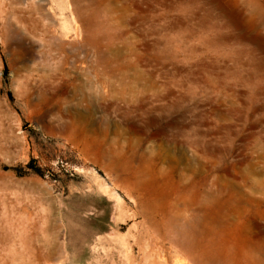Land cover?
<instances>
[{
  "label": "rangeland",
  "instance_id": "obj_1",
  "mask_svg": "<svg viewBox=\"0 0 264 264\" xmlns=\"http://www.w3.org/2000/svg\"><path fill=\"white\" fill-rule=\"evenodd\" d=\"M0 264H264V0H0Z\"/></svg>",
  "mask_w": 264,
  "mask_h": 264
},
{
  "label": "bare ground",
  "instance_id": "obj_2",
  "mask_svg": "<svg viewBox=\"0 0 264 264\" xmlns=\"http://www.w3.org/2000/svg\"><path fill=\"white\" fill-rule=\"evenodd\" d=\"M185 10H186V9H185ZM185 10H184V11H185ZM187 11H188V10H187ZM181 13H182V12H181ZM262 25H263V24H262ZM182 37H183V36H182ZM175 39H176V38H175ZM180 39H181V38H180ZM187 41H188V40H187ZM185 42H186V41H185ZM165 43H166V42H165ZM171 43H173V41H172ZM171 43H169V44H171ZM174 45H175V43H174ZM177 45H178V43H177ZM177 45H176V46H177ZM86 46H87V45H86ZM180 46H182V45H180ZM168 47H169V46H168ZM173 47H174V46H173ZM177 47H179V45H178ZM185 47H186V46H185ZM185 47H184V48H185ZM187 48H188V47H187ZM97 49H98V48H97ZM174 49H175V48H174ZM182 49H183V48H182ZM192 49H193V46H192ZM192 49H191V51H192ZM197 49H198V48H197ZM197 49H195V50L197 51ZM175 50H176V49H175ZM183 50H184V49H183ZM168 51L170 52V50H168ZM173 52H175V51H173ZM173 52H171V53H173ZM183 52H184V51H183ZM188 52H189V51H188ZM188 52H187V53H188ZM187 53L185 52V54H187ZM188 54H189V53H188ZM110 55H111V54H110ZM98 59H99V58H98ZM103 60H104V58H103ZM108 60H109V59H108ZM110 62H111V61H110ZM101 64H102V63H101ZM186 64H187V63H186ZM96 66H97V65H96ZM184 66H185V65H184ZM131 69H132V68H131ZM177 72H178V71H177ZM118 74H119V73H118ZM125 74H126V73H125ZM130 75H131V74H130ZM135 75H136V74H135ZM183 75H184V74H183ZM139 76H140V75H139ZM139 76H138V77H139ZM140 78H141V77H140ZM212 85H213V84H211V86H212ZM125 88H126V87H125ZM129 88H130V86H129ZM131 88H132V87H131ZM129 91H130V90H129ZM135 91H136V90H135ZM135 91H134V92H135ZM89 92H90V91H89ZM130 92H131V91H130ZM162 95H163V94H162ZM167 97H169V96H167ZM177 97H178V96H177ZM185 97H186V96H185ZM89 98H90V97H89ZM119 98H120V97H119ZM119 98H118V99H119ZM143 98H144V97H143ZM181 99H183V97H182ZM184 99H185V98H184ZM87 100H88V99H87ZM120 100H121V99H119V101H120ZM136 100H137V98H136ZM179 100H180V99H179ZM121 101H122V100H121ZM134 101H135V100H134ZM174 101H175V100H174ZM127 102H128V101H127ZM130 103H131V102H130ZM134 104H135V102H134ZM139 104H140V103H139ZM178 104H179V103H178ZM116 105H117V104H116ZM128 107H129V106H128ZM169 107H170V106H169ZM177 107H178V106H177ZM132 108H134V107H132ZM140 108H141V105H140ZM107 109H108V108H107ZM134 109H135V108H134ZM148 109H150V108H148ZM151 109H152V108H151ZM161 109H162V108H161ZM161 109H160V111H161ZM128 110H129V109H128ZM141 110H143V108H142ZM156 110H157V109H156ZM139 111H140V110H139ZM139 111H137V112H139ZM148 111H149V110H148ZM151 111H152V110H151ZM127 112H128V111H127ZM143 112H144V110H143ZM148 113H150V112H148ZM162 113H163V112H162ZM144 114H145V113H144ZM144 114H143V115H144ZM132 117H133V116H132ZM142 119H144V118L142 117ZM154 119H155V118H154ZM133 120H134V119H133ZM127 123H128V122H127ZM133 123H134V122H133ZM184 123H185V122H184ZM75 125H76V124H75ZM135 125H136V124H135ZM173 126H174V125H173ZM134 128H135V127H134ZM139 128H140V127H139ZM139 128H138V129H139ZM140 129H141V128H140ZM142 129H143V128H142ZM182 130H183V129H182ZM136 131H137V130H136ZM137 132H138V131H137ZM145 132H146V131H145ZM132 133H133V132H132ZM165 134H167V133L165 132ZM169 134H170V133H169ZM182 134H183V133H182ZM187 134H188V133H187ZM156 135H158V134H156ZM159 135H160V134H159ZM166 136H167V138H168V135H166ZM176 137H179V135L176 136ZM172 138H173V137H172ZM174 138H175V137H174ZM103 139H104V138H103ZM198 139H199V138H198ZM170 140H171V139H170ZM170 140H169V141H170ZM173 140H174V139H173ZM173 140H172V141H173ZM101 141H102V140H101ZM101 141H100V142H101ZM104 141H105V140H104ZM174 141H175V140H174ZM183 141H184V140H183ZM183 141H181V142H183ZM186 141H187V140H186ZM95 142H96V141H95ZM100 142H99V143H100ZM167 142H168V141H167ZM176 142H177V141H176ZM193 142H194V140H193ZM198 142H199V141H198ZM105 143H106V142H105ZM169 143H170V142H169ZM171 143H172V142H171ZM171 143H170V144H171ZM179 143H180V141H179ZM179 143H178V144H179ZM167 144H168V143H167ZM170 144H169V145H170ZM185 144H186V142H185ZM189 144H190V143H189ZM189 144H188V145H189ZM195 144H197V142H195ZM200 144H201V143H200ZM202 144H203V143H202ZM202 144H201L200 146H202ZM136 145H137V142H136ZM175 145H176V144H175ZM191 145H192V143H191ZM100 146H101V144H100ZM194 146H195V145H194ZM196 146H198V144H197ZM106 147H107V146H106ZM106 147H105V148H106ZM179 147H181V146H179ZM179 147H177V149H179ZM182 147H184V146H182ZM190 147H191V146H190ZM109 148H110V147H109ZM172 148H173V147H172ZM101 149H103V148H101ZM109 150H110V149H109ZM124 150H125V149H124ZM179 150H181V148H180ZM105 151H106V150H105ZM170 152H171V151H170ZM178 152H179V151L177 150V153H178ZM97 153H98V152H97ZM110 153H111V152H110ZM121 153H122V152H121ZM124 153H125V152H124ZM124 153H123V154H124ZM183 153H184V152H183ZM117 154H118V153H117ZM131 154H132V153H131ZM102 155H103V154H102ZM168 155H169V154H168ZM181 155H182V153H181ZM107 156H108V154H107ZM115 156H117V155H115ZM166 156H167V155H166ZM178 156H179V155H178ZM167 157H168V156H167ZM169 157H170V156H169ZM182 157H183V156H182ZM182 157H181V159H182ZM119 158H120V155H119ZM163 158H164V157H163ZM170 158H171V160H173L172 157H170ZM110 159H111V158H110ZM126 159H127V158H126ZM159 159H160V158H159ZM164 159H168V158L165 157ZM187 159H188V158H187ZM198 159H199V158H198ZM124 160H125V159H124ZM188 160H189V159H188ZM188 160H187V161H188ZM167 161H168V160H167ZM180 161H182V160H180ZM124 162H125V161H124ZM143 162H144V161H143ZM173 162L175 163L176 161H173ZM178 162H179V161H178ZM188 162H189V161H188ZM191 163H192V162H191ZM191 163H190V164H191ZM151 164H152V163H151ZM122 165H123V164H122ZM123 167H124V166H123ZM190 168H191V167H190ZM197 168H198V165H197ZM124 169H125V168H124ZM187 169H188V168H187ZM187 169H186V170H187ZM192 169H193V168H192ZM195 169H196V168H195ZM171 170H172V169H171ZM183 170H185V169H183ZM189 171H190V170H189ZM191 171L193 172V174L196 173L194 170H191ZM196 171H197V170H196ZM197 172H198V171H197ZM173 173H174V172H173ZM180 173H181V172H180ZM185 174H186V173H185ZM180 176H183V175H180ZM188 178H189V177H188ZM143 179H144V178H143ZM187 182H188V181H187ZM174 185H175V184H174ZM180 187H181V186H180ZM17 227H18V226H17ZM249 262H250V261H249Z\"/></svg>",
  "mask_w": 264,
  "mask_h": 264
}]
</instances>
